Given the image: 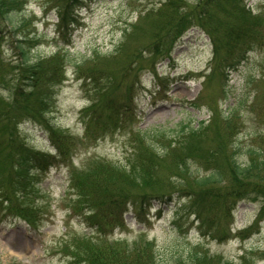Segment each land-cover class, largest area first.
<instances>
[{
  "label": "rangeland",
  "instance_id": "1",
  "mask_svg": "<svg viewBox=\"0 0 264 264\" xmlns=\"http://www.w3.org/2000/svg\"><path fill=\"white\" fill-rule=\"evenodd\" d=\"M69 1L14 0L13 25L5 27L8 33L0 42V71L6 81L18 71L20 49L30 65L57 54L64 81L52 88L40 121L62 132L69 153L65 164L51 166L36 182L28 179L26 190L21 187L28 193L22 205L34 219L33 228L21 220L0 222V264H79L80 259L86 262L85 256L89 259L84 249L95 258L102 252L105 244H98V236L73 214L77 197L68 182L71 171L80 179L89 175L84 188L96 198L143 192L186 196L180 205L158 208L160 214L157 205L140 217L129 210L124 227L111 237L127 243L137 239V244L140 236L151 240L162 264L186 257L189 250L218 262L264 264V221L257 219L264 197V167H259L264 161V0ZM172 18L181 20L178 27L186 32L167 47L169 41L160 34L170 32ZM227 24H232L233 34L247 30L238 37L243 43L225 41L221 28ZM196 25L207 33L220 30L216 59L210 38ZM124 30L130 32L125 39ZM153 39L170 51L168 59L159 55L154 61L139 50ZM95 51L102 55L92 57ZM88 76L98 81L97 87L111 86L113 104L118 101L128 109L118 111L123 114L118 129L84 133L85 113L95 120L108 113L99 108L83 111L98 101ZM51 85L42 82L38 89ZM12 99V92L0 87V112ZM113 104L104 107L113 113ZM200 122L201 130L183 137L181 144H170L172 138L156 140L153 151L137 135L179 124L196 128ZM42 126L21 124L20 134L28 147L53 155ZM161 143L168 148L163 150ZM259 149L261 158L246 155ZM243 162L254 168L248 177L235 172L234 165ZM181 168L188 170L182 174ZM213 169L221 173V184L197 187L196 179ZM21 188L16 189L19 194ZM239 194L257 199L234 207ZM11 199L16 201V196ZM226 205L231 213L224 211ZM192 210L196 217L190 216ZM212 259L203 264H218Z\"/></svg>",
  "mask_w": 264,
  "mask_h": 264
},
{
  "label": "trees",
  "instance_id": "2",
  "mask_svg": "<svg viewBox=\"0 0 264 264\" xmlns=\"http://www.w3.org/2000/svg\"><path fill=\"white\" fill-rule=\"evenodd\" d=\"M0 1H3L2 3H0L1 42V40L4 38L3 34L5 32L8 33V30L5 28V24L13 25L10 15L14 12V0ZM74 1L76 0H70L69 3H74ZM185 18L187 19V16H185ZM180 21L181 20L172 18L171 22H173V24L171 23L170 28L171 35L177 32V28L179 25L178 23H181ZM230 26H232V24H227L225 25V27L221 28V32L224 35L225 41L230 45L243 43L241 41L242 39L238 40V37H240V34L245 33L247 30H242V32H239L237 34H235V31L233 34V29ZM197 27L203 30L202 28L204 26L199 25ZM226 31L229 32L226 33ZM203 32L208 35V37L210 38V42L213 43L212 49L214 60L217 58V33L220 32V30H212L208 33L203 30ZM176 41L177 40H175V42ZM20 55L22 57V60L19 64V68L17 69L18 71L16 74H10V78L8 81L5 80V75H2V72L0 71V87L11 91L13 94V99L11 102L12 105L3 108L0 112V191L3 192L2 189H5V192L0 194L1 197L4 198H1L2 200L0 201V222H5L9 219L21 220L24 221L29 227L33 228L34 219L26 215L28 209L22 205V203H25L28 196V193L24 191L28 188L27 181L28 179L31 180L32 178H34L36 182L40 174L47 171L51 166L59 165L62 163L65 164L67 162L65 158L69 154L68 148H64V146L62 145L65 139H67L65 136H63L62 138L60 137V135H63L62 132L58 131L54 127L52 128L49 123H42L40 121V119H42V113L46 112L44 107L46 106L49 108L52 88L55 85L60 86L64 81V72L62 66L58 65V60H56L55 58L57 57V54H54L47 59H40L35 63V65H30L31 62L26 59V54L23 49H20ZM241 56L243 57V55ZM245 59L246 58L244 56V58H241L239 61ZM132 63H134L136 66H139V64H137L136 62ZM230 65L227 64L228 67H232ZM138 69L139 67H137L135 70ZM87 80H89L90 85L96 86V84L98 83V81H96L95 79L92 80L91 76H88ZM5 82L11 84L12 88L9 89L7 88V86H4L3 84ZM42 82L45 84L52 83V85L51 87L40 90L38 88L40 84H42ZM109 87L111 86H96L95 91L98 92V101H95L96 104L94 105H89L83 108V111L89 110L92 113L93 111L91 110L94 108H99L102 112H108L102 117L96 116L97 120H95L94 115L85 113V119L87 120L85 121L83 117V120L85 122L82 121L85 134H89L90 130L93 131L92 128H96L98 130L108 129L109 127L118 129V127L121 125L123 114L119 113L118 111L124 110V108L121 104L119 106L118 101L116 105L113 104V100L110 99L113 94L112 90L110 91ZM35 90L36 92L37 90H39V94H35V96L32 97L30 101L31 94ZM105 99H109V102H105ZM88 100L90 102L93 101V99ZM108 103L113 104L111 105V108L115 110L113 113L104 107L109 106ZM234 111L236 112L237 110ZM27 122H32L34 124L37 123L41 126H44L45 129L43 128V130L47 132V137L52 148L55 151V154L52 155L47 152H39L27 146L19 130L20 125ZM200 130L201 126L194 128L190 124H179L172 128H159L158 130L149 129L145 132H137V135L139 134L141 140L147 144V147L151 151H153L155 149L154 141L156 140H167L168 138H172L174 140L170 144L177 145L182 143L181 140L183 137H187L191 134L195 135ZM133 137L135 138V136ZM161 144L163 150H166V148H168V144ZM259 150L254 152H250V150H248L246 152V155L253 154L254 159H251L250 157L249 159L256 160V158L258 157H263L262 150ZM245 165H247L245 164V162H243L242 164L234 165L236 170L235 172L239 176L247 174L248 177L250 170L254 169L250 164V166ZM259 165L260 168H263L264 161ZM187 170L188 168H185V170L181 168V173L183 174ZM88 176L89 175H84L80 179L76 174L73 173V171L69 173V186L71 190H75V195L77 197L73 211L74 214L80 218L81 223L85 225L86 229L91 234H95L98 236V239L95 238L97 243L105 245L102 247V252H98L97 258L93 257V255H91L86 251V249H84V253H86L89 259H87V257L85 256L86 262H83L80 259L79 264H162L158 260L156 253L153 252V249H155V247L154 243H152L151 240L149 241L147 238L140 236L138 239H142V241H140L139 243L138 240L137 244V239L132 243H127L126 241L111 239V237L114 230L122 229L124 227L123 217L124 214L129 211V209L133 211L134 215L140 217V215L143 216L148 211V209H150V206H152V204L154 203H156L160 207L163 204L171 203L174 200L175 196L178 199H185L186 196L183 193L174 195V193L154 194L153 192H143L141 194L135 195L108 194L103 197L96 198L92 195L90 196L89 194H86L87 188H84V181L88 179ZM221 182V173L216 169H213L208 175L196 179V185L199 188L213 187L217 184H221ZM19 187H23L24 189L22 190L21 188V194H19L16 190ZM253 190L257 193V190ZM12 194H14V197L16 196V201H12ZM256 199L257 198H249L246 194L236 195L234 196V207L235 204L239 201L253 202ZM262 201L263 205L258 210V219H263L264 217V197ZM188 207H186L187 211ZM224 211L227 214L231 213L232 207H228L226 205ZM190 214H193L196 217L198 213L197 211L192 210ZM198 229L200 230L201 228ZM207 259H212L213 261L217 260L218 262L217 258L209 257L202 251L199 252L195 250H189L186 253V257H183V255H178L172 258V263L203 264L204 261L209 262ZM218 264L230 263L223 260L218 262Z\"/></svg>",
  "mask_w": 264,
  "mask_h": 264
},
{
  "label": "bare ground",
  "instance_id": "3",
  "mask_svg": "<svg viewBox=\"0 0 264 264\" xmlns=\"http://www.w3.org/2000/svg\"><path fill=\"white\" fill-rule=\"evenodd\" d=\"M5 26H7V24H5ZM231 27V26H230ZM186 31H184V32H182V29H181V27H178L177 28V32L175 33V34H172L171 35V33L169 32V31H166L165 33H162V34H160L161 36L160 37H162V38H164V39H166V40H168L169 41V43H170V45H166L167 47L169 46H171L172 45V42H174L177 38H180V37H182L183 35H184V33H185ZM125 33V34H124ZM124 33H123V36L122 37H124V39L125 38H127V36L128 35H130V32H127L126 30H124ZM207 35V34H206ZM210 40V39H209ZM177 42V41H176ZM175 42V43H176ZM221 40H218L217 41V47L218 48H220L221 47ZM174 43V44H175ZM213 43H211V45H212ZM120 45H122V43L120 44ZM117 46L118 45H116L115 46V48H114V50L117 48ZM120 47V46H119ZM118 50V49H117ZM139 50H141V51H146V53H148L149 54V56L154 60V61H157V58H156V56H159V55H163L162 56V59H168L170 56H169V53H170V51H168V49H167V52L165 51V49H163V47L161 46V44H159V40L158 39H153V41L152 40H150V41H148V42H143L141 45H140V47H139ZM235 51V50H234ZM164 53V54H163ZM101 56L102 54L99 52V51H95L94 53H93V56L92 57H95V56ZM161 59V60H162ZM136 71L137 70H135L134 72H135V74H134V76H136ZM124 72V71H123ZM122 72V73H123ZM202 125H203V122H200V123H198L197 124V126L196 127H199V126H201L202 127ZM207 168H209V167H207ZM182 199H178L176 196L174 197V200L171 202V203H169V204H163L164 206L165 205H171V204H175V205H180V201H181ZM154 205H157L156 203H154V204H152V206H150V209H152L153 208V206ZM162 205V206H163ZM162 206H160L161 208H162ZM157 207H159V205H157ZM131 210V209H130ZM132 211V210H131ZM133 212V211H132ZM190 216H193V214H190Z\"/></svg>",
  "mask_w": 264,
  "mask_h": 264
}]
</instances>
